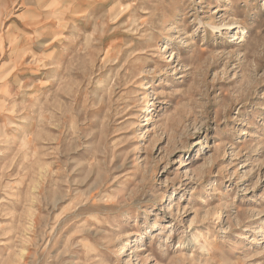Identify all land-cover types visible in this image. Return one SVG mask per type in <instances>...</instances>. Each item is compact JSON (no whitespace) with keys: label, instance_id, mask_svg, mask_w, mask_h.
<instances>
[{"label":"rangeland","instance_id":"1","mask_svg":"<svg viewBox=\"0 0 264 264\" xmlns=\"http://www.w3.org/2000/svg\"><path fill=\"white\" fill-rule=\"evenodd\" d=\"M0 264H264V0H0Z\"/></svg>","mask_w":264,"mask_h":264}]
</instances>
